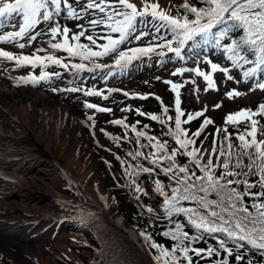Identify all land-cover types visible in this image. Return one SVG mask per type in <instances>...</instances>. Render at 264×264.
Returning a JSON list of instances; mask_svg holds the SVG:
<instances>
[{
  "label": "snow or ice",
  "instance_id": "obj_1",
  "mask_svg": "<svg viewBox=\"0 0 264 264\" xmlns=\"http://www.w3.org/2000/svg\"><path fill=\"white\" fill-rule=\"evenodd\" d=\"M176 7L182 8L183 12L178 10L175 15H171L154 0H139V3L134 0H0V18L9 23L12 22L14 14H19L20 18L18 29L0 34V41L18 42L21 37L27 36V43L31 44L36 36L42 33L32 31L31 35H28L30 30L34 29L41 21L45 23L52 21V27L48 29L51 34L48 40L49 48L64 50L69 57H79L81 62L74 63L72 60L66 62L50 50L45 51L44 55H40L38 53L44 50L42 46L35 49L33 54L23 52L16 54L0 47V60L15 61L13 67L19 65L35 67L39 64L41 67L39 76L29 72L26 76L14 78L16 83L35 84L50 76L59 75V73L44 71L47 64L60 65L65 68L71 65L72 69L77 70L89 67L111 68L112 71L108 72L110 76L117 69H125L138 57L151 55L153 52L163 56L167 51L183 59L182 50L186 49L198 54L200 49L211 46L218 54L222 55L224 63L219 62V58L217 62H214L209 55L205 54L203 60L209 66V70L201 71L199 67L195 68V71L203 76L208 87H216L213 80V72L216 70L223 72L226 78L232 79L230 69H239L241 78L245 81L258 74L264 75V0H198V3H189L188 0H184ZM89 15L93 17L91 20L87 19ZM190 16L191 18H189ZM61 17L65 20L83 18V22L76 25L79 31L71 30L70 33L67 24L61 25ZM138 25L142 29L145 27L152 29L151 40L144 45L121 48L123 43L130 42L129 37L139 41L141 37L149 35L143 30L137 32ZM85 28H90L91 32L86 33ZM161 28L164 29L163 33L160 31ZM58 33L60 38L56 39ZM81 37H84L88 43L81 42ZM100 39L103 42H98ZM18 47L23 48L24 44L18 43ZM100 57H111L110 64L98 63ZM181 71L183 69L180 67L175 69L177 73ZM107 78V76L104 77L105 80ZM168 83L173 91H177L180 87L179 84L172 81H168ZM253 86L264 89V82L257 81ZM82 90L88 94L95 92L100 96H105V93L99 89L86 88ZM108 91L117 90L109 89ZM130 95L146 96L148 94L133 92ZM226 95L229 97L238 96L240 92L238 89L232 88ZM84 104L98 111L111 110L87 100L84 101ZM175 104V127L174 129L169 128V135L174 138L176 145L184 150L192 167L199 169L200 175H196L188 165L177 163V148L174 147L169 152L166 142H161L142 129L137 130L135 124L125 125L123 119L113 121L118 125L131 127L138 138L147 137L149 141H153L151 146L153 152L157 154L146 156L145 159L150 158L152 164L160 165V171L166 173L169 178L167 187L171 188L169 194L161 180L154 181L155 192L163 198L160 204L163 215L171 217L173 213H183L197 230L195 234L190 235L187 231L182 230V226L177 221L175 228L164 233L174 241L169 249L152 240L151 235L142 229L141 235L145 241H151L150 247L158 249V253L154 256L156 264H181L182 260L186 264H191L190 252L198 255L203 254L205 257H211L214 252L218 254L214 247L198 248L186 243L189 239L195 241L198 235L202 238V232L224 233L226 238L218 236L217 239L219 249L226 253L232 251L228 247V242L231 240L246 241L252 247L264 251V201L255 199L252 205L253 210L250 211L243 199L244 195L257 198L264 196V139L256 138L258 122L252 119L256 113H264V102H260L255 110L242 107L225 115L226 123H236L239 120L250 121L251 127L242 133H237V136L243 154L248 155L247 150L251 147L254 149L255 155H249L248 164L244 165L241 155L231 151V144H229L230 151L223 152L222 141L220 147L224 171L220 175H216L213 171L217 167L213 163V157L208 155L205 162L201 159L205 153L194 146V138L200 135L206 124L212 122L211 119L205 115L203 122L191 132V135H184L189 132V129L181 126L182 109L179 94H177ZM162 107L161 115L158 116L152 112H148L146 115L163 124L166 121L162 117H167L168 111L163 105ZM214 107H218V105H214ZM136 111L140 112L141 110L137 108ZM200 115V111L188 112L187 119L191 121L193 116L199 117ZM225 132H227V128H225ZM246 134L250 135L251 139H246ZM261 135H264V132ZM113 138L115 139V137ZM125 138L127 137L125 136ZM224 140H227V136L224 137ZM137 143H139V139ZM202 143L203 141H201ZM190 145L191 147H189ZM213 146L215 147V140ZM129 155L139 157L142 153L137 150ZM233 156H235L234 160ZM220 158V156L216 157L217 160ZM120 162L122 165L124 164L122 159ZM161 162H167V166ZM241 166L247 168L248 172L235 170L236 167ZM253 167L258 176L257 181L247 179V176L252 174ZM153 171V168L144 167L138 163L135 165L134 171L133 165H128L125 174L131 173L135 177L141 172L152 174ZM226 174L235 179L226 178ZM241 176L244 177L242 181L239 178ZM241 182L244 185L243 192L231 187V185ZM130 184L135 187L137 198L141 193L147 195L146 189L135 179H132ZM255 184H259L262 190L259 192L250 191L249 189ZM213 191L218 195H226L228 204L209 199L207 194ZM181 201H194L195 204L185 206ZM144 207L148 209L149 213L154 211L150 205ZM90 215V212L80 211L75 219L84 223ZM236 259L240 261L242 257L237 255ZM211 264H228V256L225 255L221 260H213ZM248 264H253V262L248 261Z\"/></svg>",
  "mask_w": 264,
  "mask_h": 264
},
{
  "label": "rangeland",
  "instance_id": "obj_2",
  "mask_svg": "<svg viewBox=\"0 0 264 264\" xmlns=\"http://www.w3.org/2000/svg\"><path fill=\"white\" fill-rule=\"evenodd\" d=\"M179 1L184 0H154V2L158 3L161 8L165 9L171 15L173 11L172 6ZM134 2L139 3V0H134ZM92 18L93 17L91 15L87 17L88 20H91ZM82 22L83 18L78 19L79 24ZM52 24V21H48L47 23L41 21L38 24V28L44 27L45 29H48L52 27ZM71 30L72 29L70 28V33ZM142 30L149 33V35L141 37L139 43H148L151 39L152 29L150 27L142 29L138 25L137 32ZM85 32L90 33L91 29L85 28ZM131 38L132 37H129L130 40ZM22 39L23 40L21 42L24 44L23 48L18 47L17 42H13L8 45V47L16 54H20L21 52L25 54L30 53L34 44H28L27 38ZM81 42L88 43L84 37H81ZM98 42L103 41L100 39ZM182 54L184 57L183 59L175 56L174 53L167 51L164 52L163 56L154 54L153 52L151 55L141 56L135 59L134 70L133 63H131L123 70L117 69L116 71H113V73H117L115 83L116 86L114 88L117 91L109 92V89H106V91L109 92V96L105 98L102 96L88 97L83 93L82 89L92 86L103 90L105 87L104 82H101L100 79L104 73V76H107V73L112 71L111 68L95 71L97 75L96 82L85 79L84 83L78 86H81L79 88L81 90L73 91L66 87L68 84L66 86L60 84L55 85L54 89L56 90L54 91L52 86L49 85L47 90H49L53 98L50 99H52L55 103L62 102L64 106L69 108L70 111L77 116V119L83 125L81 130L79 127V132L74 138L71 147H65L64 141L61 140L62 142H59L62 143V148L58 147L59 145L56 148L55 145L58 144L56 142V138L59 140L62 134L61 132L63 131L62 136L67 139L69 130L67 125H63L65 120L64 114H61L58 110L54 109L53 126L56 125V128L59 130L57 137L52 136L50 137V140L53 154L56 159H58L60 165L65 167V162L74 149L83 152H86L89 149L90 160L95 161V158L91 153L95 152L96 149L94 146L96 143L103 144L104 136H115L119 132L125 133L127 129H132L131 127H126L125 125L130 126L135 124L137 126L148 118V115H146L148 112L156 113L158 116L161 115L163 112L162 105L166 107L168 111V116L163 118L166 119V122L170 121V123L174 125L176 108L175 101L177 94H179L180 107L182 109L181 126L189 129V132L184 135H191V132L203 122V117L207 115L212 122L206 124L201 130L200 135L195 137H203L205 139H209L212 135L214 137L217 134L219 131L218 129H220V125L225 122L224 117L227 113L234 112L242 107L255 110L260 102H264V89H260L258 86H253L254 83L258 81V78L254 77L253 80L245 81L241 78L240 73L236 71V68L230 69V74L233 77L232 79L226 78L225 74L219 70L214 71L213 80L216 87L207 86V82L204 80L203 76L199 75L195 71V68L199 67L201 71L209 70V66L203 60V56L205 54L209 55L210 59L214 62H217L219 58V62L222 64L224 63L222 55L218 54L213 47L209 46L207 48H202L198 51V54L197 52L185 49L182 50ZM112 55H115V53ZM157 56H159V58ZM100 59L103 61H110L111 57H100ZM166 62L168 65L169 63L171 64L164 68L162 65ZM177 67L182 68L183 71L179 73L175 72ZM10 68L18 76H25L27 72L24 67ZM63 76L65 77V75ZM168 81H172L173 83L180 85L177 91H173ZM28 85L40 86L41 83H28ZM232 88L238 89L240 95H233L231 97L226 95V93ZM124 90L128 93L139 91L142 93H148L149 95L146 98L128 97ZM86 100L90 103H94L111 110L98 111L97 109L89 108L84 104V101ZM214 105H218V107H214ZM13 107L14 104L8 107V110L12 111ZM150 107H154L156 111H150ZM137 108L141 111L137 112ZM196 111H200L201 115L199 117L194 116L195 120L192 122L193 124L184 125L188 121L186 116L187 113H194ZM173 114L174 116L171 117ZM256 114H258V116H253L252 119L258 121L260 116L259 113ZM83 119L85 120L84 122ZM116 119H123L125 121V125H118L114 123L113 121ZM35 133L38 135L39 140L40 138L42 139L43 135L40 133L39 125L35 127ZM52 134L54 135L56 132L52 130ZM41 170L43 172H48V175L37 171L32 173L34 175H32L31 178L28 179L25 177L22 180V185L17 191L18 207L26 206V208L31 211V209L45 210L46 206H48L52 189L58 185L57 182H54L55 180H58L57 178H54V173L57 172L58 169L54 170L52 173L44 164L41 166ZM30 190L35 192V195L37 196L33 195ZM45 192L47 194H45ZM27 196H29V198L26 205L25 199ZM8 202L9 203L4 206L8 210L7 213L10 214V218L16 219L21 216L22 212L19 209L16 210L15 205L14 207L11 205V201ZM49 213L52 215L51 212ZM62 229L63 227L55 233L53 239L43 236L34 238L31 237L29 239L27 236L31 235L30 233L24 235L22 240L17 239L16 235L9 236L7 238L0 235V264H47L49 261L56 259L60 255V252L63 250L65 244V237ZM29 252H33V255H36L35 261L34 259L33 261H28L29 258H27V256L30 257Z\"/></svg>",
  "mask_w": 264,
  "mask_h": 264
},
{
  "label": "trees",
  "instance_id": "obj_3",
  "mask_svg": "<svg viewBox=\"0 0 264 264\" xmlns=\"http://www.w3.org/2000/svg\"><path fill=\"white\" fill-rule=\"evenodd\" d=\"M189 18H191V16ZM223 144V152H229V143L224 141ZM220 145L221 141L218 142L216 151L212 156L213 163L217 165V167L213 169L216 175H220L221 172L224 171ZM231 146V151L233 153L241 155L244 165L248 164L249 155L254 156L250 149L247 150L248 155H244L243 150L237 142L231 143ZM172 148H174V145L170 143L168 146L169 152H171ZM177 149V163L180 165H188L189 168L195 171L196 175H200L199 169L193 168L189 159L184 155L182 150L180 148ZM200 149L205 153L201 159L206 162L208 155H210L209 150L204 146H201ZM217 156H220L221 158L217 160ZM232 159L234 160L235 156H233ZM127 162L128 164L133 163L131 160H127ZM138 163L144 167L153 168V173L149 174L147 172H141L135 177H133L130 173V176L127 179L129 182V187L127 189L115 187V184L111 181V184L108 186L110 189L108 192L109 199L106 212L108 216H113L117 214V212H122L125 216L124 223L126 225L132 224L136 228L140 240L143 241L146 252L151 258H154V256L158 253V249L150 247L151 241H145L144 237L141 235L142 229L151 235L152 240L169 249L174 241L170 236L164 235V233L169 229L175 228L177 226V221H179L182 226V230L187 231L190 235L195 234L197 230L191 224L189 218L183 213H173L171 217L163 215V209L160 207L163 198L155 192L154 181L156 179L161 180L166 186V191L168 190V193L170 194L171 188L167 187L169 185V178L166 173L160 171L159 164L154 165L151 163L150 158L133 163V171L135 170V165ZM161 163H164L165 166H167V162ZM235 170L237 172H248V169L243 166L236 167ZM103 171L105 172V176L110 175L109 171L105 170V168H103ZM112 171L116 181H122V174L118 166L112 164ZM226 178L235 179L227 176V174ZM239 178L241 181L244 179L243 176ZM132 179H135L146 189L147 195L141 193L139 194V198H137L135 187L130 184ZM247 179L250 181L258 180L254 167L252 169V174L248 175ZM231 187H235L241 192L244 191V185L242 182L240 184H233ZM249 190L252 192H259L262 189L259 184H255ZM207 195L211 200L222 201L225 205L228 204L226 195H218L215 191L210 192ZM243 199L245 205L250 211H252L253 201L255 199L264 201V196L257 198L244 195ZM181 203L185 206L195 204L194 201H181ZM145 205H150L154 211L149 213L148 209L144 207ZM94 210L95 209L92 208L85 211L90 212L91 215L76 229V231H74V235H80L82 237V241L76 242L74 240H70L71 255L69 258H64L59 262V264H144L142 259L131 249L128 242L122 238L118 231L114 227L103 223L99 218L98 212L95 210L97 212L96 213ZM201 211L204 210L201 209ZM218 236L226 238L224 233L209 234L207 232H202V238L198 235L195 241H191L190 239L186 241V243L191 244L192 247L208 248L211 246L216 248L218 251V254L217 252H214L211 257H205L203 254L198 255L194 252H190L189 255L191 256V264H211L213 260H221L225 255L228 256V264H248V261H252L253 264H264V251H261L259 248L252 247L247 244L246 241L231 240L228 242V247H230L232 251L231 253H226L224 250L219 249L217 239ZM237 255L242 257L240 261H237ZM181 264H186V262L182 260Z\"/></svg>",
  "mask_w": 264,
  "mask_h": 264
},
{
  "label": "bare ground",
  "instance_id": "obj_4",
  "mask_svg": "<svg viewBox=\"0 0 264 264\" xmlns=\"http://www.w3.org/2000/svg\"><path fill=\"white\" fill-rule=\"evenodd\" d=\"M1 98H6L8 100L14 101L17 104V111L19 113V116L26 117L29 116L27 113V106L26 101L31 103V105L34 107L37 104L42 108V106H48L51 105L50 99L42 92L39 91H32V90H26V89H10V87L7 85V91H3L0 93ZM69 116H67L68 122H70L71 125L74 124V118L73 116L68 113ZM30 116H33L32 112L30 113ZM73 121V122H71ZM193 121V119L191 120ZM49 122V119L47 118L46 111L42 108V129L46 131V123ZM192 124V122H189L188 124ZM44 127V128H43ZM45 133V132H44ZM46 137H47V131H46ZM4 232V230H2ZM8 232V233H7ZM5 233V232H4ZM7 236H12L11 230L6 231ZM129 235V233H126Z\"/></svg>",
  "mask_w": 264,
  "mask_h": 264
}]
</instances>
